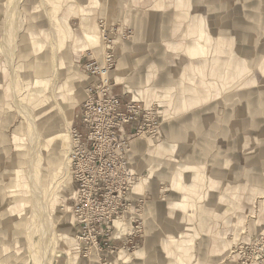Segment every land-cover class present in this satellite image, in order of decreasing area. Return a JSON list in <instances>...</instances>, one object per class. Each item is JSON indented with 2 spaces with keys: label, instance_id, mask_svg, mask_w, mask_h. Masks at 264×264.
<instances>
[{
  "label": "rangeland",
  "instance_id": "374dc122",
  "mask_svg": "<svg viewBox=\"0 0 264 264\" xmlns=\"http://www.w3.org/2000/svg\"><path fill=\"white\" fill-rule=\"evenodd\" d=\"M111 1L105 0L100 7L96 30L84 24L87 34L96 39L94 45L85 50L84 55L90 49L99 53L105 36L103 33L107 32L113 40L117 65L119 47L135 43L137 39L132 23L135 9L129 1L119 0L116 7H113ZM213 3L211 25L206 27L210 29L211 36L200 35L204 24L201 19H197L195 43L216 45L222 41L231 47L233 54L237 45L239 57L243 58V75L241 78L240 75L232 77L235 69L229 67L224 92L212 101V109L205 112L197 108L196 115L188 119L192 128L183 132L185 138L188 136L189 139L185 155L194 157L197 163L194 169H188L189 174L184 176V184L179 188L187 205L183 214L185 220L189 217L195 221H212V224L222 219L225 226L222 229V250H219V244L213 243V247H216L213 252L222 254L211 264H264V0L245 2L242 5V14L238 15L242 19H238L235 26H231L232 23L228 25L225 21L234 5L226 8L223 3V9L220 10V0H214ZM200 8L203 6L200 5ZM17 9L19 16L21 15V23L10 31V13H17ZM225 10L228 12L224 13ZM69 14H83L77 0H0V44L3 46L0 51L3 49L4 54L11 55L12 38L17 33L14 49H17L20 39L27 43L29 38L35 45L36 53L46 49L45 55L53 66L51 74L45 78L46 81L38 76L35 81L33 78L29 80V75L25 74L23 68L12 66L15 98L12 103H7L6 108L0 106V116L4 111L14 112L20 128V136L14 138L19 142L18 145L13 149L0 147V160L3 159L0 161V264H81L82 261L78 251L80 244L76 239V220L71 210L75 183L70 173L69 155L61 150V146L68 139L71 144L72 117L83 99L88 78L83 72L81 74L84 77L77 76L79 88L76 90L71 84L75 80H70L71 77L60 65L62 48L60 49L58 39L63 43L65 32L69 38H73V27L66 20ZM232 17L230 20L237 16ZM221 27H236L238 35L231 31L230 35H226L228 37L220 36ZM217 54L210 52V55ZM234 58L235 56L229 57ZM176 93L181 97L188 94L183 84L177 85ZM8 97L7 95L6 98ZM19 100L32 111L33 122H30L28 112L19 105ZM155 104L152 109L155 113L154 122L158 127L157 133L137 138L153 146L160 138L164 139L163 130L167 126V119L160 114V106ZM65 120L68 122L69 132L64 125ZM36 132L40 134L38 157L43 160L41 179L44 189L55 181L58 167L67 164V161L69 166L64 188L55 192L50 199L54 228L48 241L42 232L40 215L34 214L30 182V161L33 155L31 136ZM7 134L9 138L10 131ZM1 139L4 138L0 132ZM221 156L227 157L229 172L234 176L238 175L239 180L232 179L227 184H222L225 194L219 197V186L210 180L211 189L207 191L205 183L208 180L205 178L207 179L210 168ZM204 158L205 164H199L198 161L202 162ZM132 170L135 175L131 194L133 204L127 220L136 219L141 223L136 228L131 248L114 252L119 253L118 256L126 261L125 264H192L193 260L190 259L161 260L146 253L160 251L168 255L177 252L187 258L193 251V244L186 238H167L155 245L151 251L146 250V239L155 229L159 215L152 206L151 194L144 191L147 173H141L140 169L137 171L133 166ZM179 170L178 168L174 173ZM193 170L195 176L191 175ZM170 177L165 191L173 182V175ZM168 196L172 199L169 192H165L164 198L169 199ZM210 208L213 210L210 211ZM117 224L121 231L128 229L123 222ZM211 229L215 236L213 240L218 241L219 229ZM140 249L141 253L138 252ZM87 257L102 259L104 256L92 253Z\"/></svg>",
  "mask_w": 264,
  "mask_h": 264
},
{
  "label": "crops",
  "instance_id": "0c3cea01",
  "mask_svg": "<svg viewBox=\"0 0 264 264\" xmlns=\"http://www.w3.org/2000/svg\"><path fill=\"white\" fill-rule=\"evenodd\" d=\"M104 1L77 0L81 4L83 14H69L66 17L73 27V38H69L68 33L65 32L63 43L58 39L60 49L62 48L60 50V65L71 77L70 80H75L71 83L75 89L79 88L76 82L77 76L84 77L83 73L85 76L87 75L84 68V52L96 42L93 35L87 34L88 31L84 24L96 30L98 14ZM118 1H111L113 7L119 5L120 1ZM122 1L131 2L135 9L132 23L137 39L135 43L124 44L118 49L117 65L112 71L115 80L114 93L123 103L135 101L141 109L153 108L157 103V106L161 108L160 114L167 119V126L165 125L163 130L164 139L160 138L154 146L149 145V142L147 144L144 140L136 139L133 142L130 155L133 168L137 171L140 169L141 173H147L144 191L151 194L152 206L155 213L159 215L155 229L146 239L145 248L147 251H151L155 245L166 241L167 238H171V240L186 238L193 244V251L187 258L177 252L168 255L160 251L146 253L161 260L190 259L193 260L192 264H211L222 254V252H213V248L216 249L215 246L213 247V243L219 244V250H222V229L225 226H223L222 219L214 224L212 221H195L189 217L184 219L183 211L187 205L184 203L185 196L179 188L184 184V176L189 174L188 169H194L197 161L194 157L185 155L189 139L188 136L185 138L183 132L191 130L192 125L188 119L196 115L197 108H201L205 112L212 109V101L221 92H224L229 67L235 69V74H231L232 77H238V75H240L239 78L242 77L243 58L239 57L237 45H235V54H233L231 47L222 41L216 45L206 42L195 43L197 19H201L204 24L203 32L200 35L211 36L210 29H206V27L211 25L210 19L213 15L211 9L214 0H203L202 2L201 0ZM245 2L251 3L253 0H220V10L223 9V3L226 4V8L228 5H234V8L230 9L229 17H225L228 25L232 23L231 26H235L242 19L238 15L242 14V5ZM200 5L203 8H200ZM227 12V10L224 11V13ZM231 13L233 14L231 15ZM232 16L237 17L230 20L233 18ZM219 30L220 36L228 37L226 35H230L231 31L238 35L236 27H221ZM210 52L218 54L210 55ZM11 53L10 56L4 54L3 49L0 51V106L2 105V108H6L15 98L12 66L23 68L25 74L29 75V80L33 78L34 81L37 76L46 81L45 78L51 74L53 67L52 62L45 55L46 49L36 53L35 45L29 38L27 43L20 39L17 49H12ZM14 53L16 54L14 55ZM234 56V59H229ZM179 84H183L187 89L188 94L185 97L176 93ZM196 85L199 87L196 88ZM83 93L84 91L81 94ZM7 95L8 98H6ZM82 98L80 104L77 105L78 110L73 114L72 127L79 126V108L85 98V93ZM14 115L12 111H4L0 116V132L4 138L0 140L2 148L13 149L15 145L19 144L14 139L20 136V128ZM130 129L131 127L127 126L124 134L128 133ZM9 131L11 134L8 138L7 132ZM205 160L204 158L202 162L198 161V163L205 164ZM234 166L237 167L236 164ZM178 168L180 170L174 173ZM171 174L173 182L165 191ZM191 175H196L194 170ZM238 177V175L234 176L229 172L227 157L221 156L210 168L207 179L205 178L208 180L207 184L205 183L206 189L207 191L211 189L209 182L213 180L219 186L217 196L222 197L225 194L222 184H227L232 179L239 180ZM0 179L2 178L0 177ZM137 185L138 183L136 187ZM165 192H169L172 199L169 196V199H165ZM212 210L213 208H210V211ZM212 227L219 229L218 241L213 240L215 236L212 235ZM78 251L82 260L81 264L126 263L118 256L119 253L107 251L101 253L104 256L102 259L96 257L94 259L83 255L81 250ZM138 252L141 253L142 249Z\"/></svg>",
  "mask_w": 264,
  "mask_h": 264
},
{
  "label": "built area",
  "instance_id": "2783aa9c",
  "mask_svg": "<svg viewBox=\"0 0 264 264\" xmlns=\"http://www.w3.org/2000/svg\"><path fill=\"white\" fill-rule=\"evenodd\" d=\"M103 34L102 50L96 53L90 49L84 55L88 81L79 108V126L71 128L69 152L75 183L71 210L76 239L85 256L131 248L141 223L127 220L135 177L132 145L143 135H155L158 128L152 108L141 109L135 101L123 103L115 95L111 73L116 53L110 34ZM127 126L131 129L124 134ZM121 222L126 231L119 228L117 223Z\"/></svg>",
  "mask_w": 264,
  "mask_h": 264
},
{
  "label": "bare ground",
  "instance_id": "6f19581e",
  "mask_svg": "<svg viewBox=\"0 0 264 264\" xmlns=\"http://www.w3.org/2000/svg\"><path fill=\"white\" fill-rule=\"evenodd\" d=\"M12 6L13 2L11 1ZM19 10L17 9V13H10V23L12 26L9 27L10 31L15 29L20 23V16H19ZM17 38V33L16 35L12 38L11 42V48L14 49V43L15 39ZM8 43V42H7ZM6 43V44H7ZM7 49V46L5 45V50ZM12 55V53H11ZM10 55V56H11ZM15 71V70H14ZM57 72V71H56ZM55 74V72H54ZM19 105L25 109L30 117V122H33V117L31 116L32 111L29 110L30 108L28 107L27 104L22 103L19 100ZM34 124V123H33ZM64 125L66 126V130L69 132L70 128L68 126V122L65 120ZM36 129V127H34ZM65 127H63L64 129ZM33 135L31 136L32 140V149H33V155L30 161V182L32 185V190H33V198H34V209H35V215H40L41 220H42V227H43V235L46 237V241L49 240L50 235H52V231L54 228V223L52 220V214H51V204H50V199L52 196L57 192L58 190H61L64 188V179L66 178L67 174L69 173V166L68 161L67 164L64 163L60 167H58V176L56 177L55 181L48 187L47 189H44L43 184H42V179H41V174H42V165H43V160L41 157H38V153H40V134L38 132L32 133ZM71 135V131H70ZM71 149V144L70 140H65L62 142L61 150L66 151L69 155ZM69 167V168H68Z\"/></svg>",
  "mask_w": 264,
  "mask_h": 264
}]
</instances>
